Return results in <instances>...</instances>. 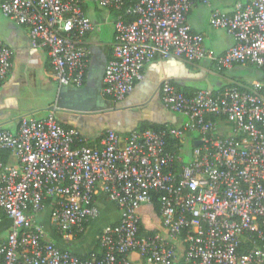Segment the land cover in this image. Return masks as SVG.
<instances>
[{
  "label": "built area",
  "instance_id": "built-area-1",
  "mask_svg": "<svg viewBox=\"0 0 264 264\" xmlns=\"http://www.w3.org/2000/svg\"><path fill=\"white\" fill-rule=\"evenodd\" d=\"M213 1L0 0V14L26 27L33 48L47 51L54 81L77 88L88 68L83 39L95 30L85 6L114 12L102 87L114 102L157 59L261 70L258 80L219 91L185 94L165 80L162 105L184 122L125 137L107 131L98 147L53 114L22 116L14 132L0 129V152L13 162L0 158V224L10 222L0 264H264V0H235L230 14L210 9L209 27L225 30L233 42L223 54L209 50L186 20L195 4ZM12 57L0 41V84ZM98 190L119 211V222L99 234L98 252L58 247L54 236L73 244L98 217ZM153 195L159 227L148 230L139 210H153ZM141 225L149 234L140 235Z\"/></svg>",
  "mask_w": 264,
  "mask_h": 264
},
{
  "label": "crops",
  "instance_id": "crops-1",
  "mask_svg": "<svg viewBox=\"0 0 264 264\" xmlns=\"http://www.w3.org/2000/svg\"><path fill=\"white\" fill-rule=\"evenodd\" d=\"M233 4L232 0H215L211 7L195 4L186 17L190 31L202 35L205 46L216 54L226 52L233 42L225 30L210 31V9L216 8L230 14ZM85 13L94 23L95 30L83 39L89 52L88 68L83 85L78 88L59 86L54 81L47 51L31 46L26 27L19 24V31L0 30V41L13 51L11 70L0 84V129L14 132L22 116L44 118L53 114L64 128L77 129L87 146L98 147L107 131L125 137L135 129L156 130L165 125L180 126L184 119L165 109L160 100V89L165 80L180 89L193 92L206 88L219 91L232 83L228 80L223 85L213 84L210 80L220 76L209 60L186 63L175 58L157 59L145 65L143 80L135 83L122 101L114 102L111 97L103 95L102 87L105 67L112 53L116 14L103 11L94 3L85 6ZM8 162L13 163L10 156ZM96 205L99 215L88 223L86 230L100 219L106 222L99 226L96 246L92 250L98 252L99 234L119 222V211L100 190ZM144 207L150 206L141 208ZM150 217L149 221L155 220V213ZM41 219L49 229L47 214ZM9 224L7 219L0 224V233H3L0 241L5 239ZM144 227L148 230L155 228L149 229L145 223ZM83 237L75 243H80ZM64 245L69 246L66 243Z\"/></svg>",
  "mask_w": 264,
  "mask_h": 264
},
{
  "label": "rangeland",
  "instance_id": "rangeland-1",
  "mask_svg": "<svg viewBox=\"0 0 264 264\" xmlns=\"http://www.w3.org/2000/svg\"><path fill=\"white\" fill-rule=\"evenodd\" d=\"M235 2V0H232ZM204 6V5H203ZM103 11H108L107 9L100 8ZM0 30L10 32V31H19L21 30V26L10 20L7 17H4L0 14ZM210 31H214L213 29H210ZM217 73L219 74L220 77L214 78L213 80L211 79L210 81L213 82V84H225L226 81H241V82H248L251 83L253 81H256L260 78L261 76V70L255 68L254 66L251 65H245V64H238L232 67L231 69H225V70H217ZM198 134L194 132L193 137L195 138ZM191 145V143H189ZM185 153L189 151V147L186 145L184 150ZM153 214V210L151 207H144L139 210V216L142 219V222L145 223L146 227L151 229L152 227H159V221H149L150 220V215ZM108 216V214H107ZM112 220V219H110ZM105 221L99 220L98 223H92L90 227L86 230L83 239L80 241V243H75V244H70L69 246L62 244V242L58 239H55L57 242V245L62 246L60 248L63 249H69L75 253L78 254H86L89 253L93 250V248L96 246V238H97V233H98V228L99 226H102V224ZM50 233V232H49ZM3 233H0V238Z\"/></svg>",
  "mask_w": 264,
  "mask_h": 264
},
{
  "label": "trees",
  "instance_id": "trees-1",
  "mask_svg": "<svg viewBox=\"0 0 264 264\" xmlns=\"http://www.w3.org/2000/svg\"><path fill=\"white\" fill-rule=\"evenodd\" d=\"M217 70V69H216ZM221 71V70H220ZM241 82V81H240ZM175 85V84H174ZM176 86V85H175ZM177 89L181 90L183 93L185 94H188V93H192L193 91H186V90H183V89H180L178 86H176ZM224 88V87H223ZM222 88V89H223ZM221 89V90H222ZM160 129V128H159ZM159 129H156V131H158ZM141 130H145V128H142ZM0 158L3 162H7L8 161V158H9V154H7L6 152H3V153H0ZM152 207H153V210L155 212L156 215L159 214V210H160V203H159V197L157 195H153L152 196ZM143 234H149V232L145 231V229L143 228V226L141 225L140 227V235H143ZM55 239H59L61 240L59 237L57 236H54ZM54 239V241H55ZM56 242V241H55ZM56 244V243H55ZM57 245V244H56ZM58 246V245H57ZM249 246V245H248ZM60 247V246H58ZM63 249V248H62ZM98 251V250H97ZM94 252H96V249L94 250ZM78 254V253H77Z\"/></svg>",
  "mask_w": 264,
  "mask_h": 264
},
{
  "label": "water",
  "instance_id": "water-1",
  "mask_svg": "<svg viewBox=\"0 0 264 264\" xmlns=\"http://www.w3.org/2000/svg\"><path fill=\"white\" fill-rule=\"evenodd\" d=\"M197 144H199V143H195V145H197Z\"/></svg>",
  "mask_w": 264,
  "mask_h": 264
}]
</instances>
